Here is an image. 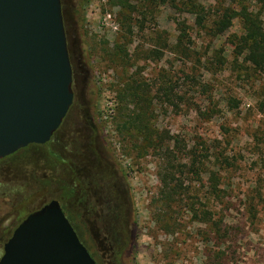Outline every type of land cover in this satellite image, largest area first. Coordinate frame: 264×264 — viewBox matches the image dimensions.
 <instances>
[{
    "label": "rangeland",
    "instance_id": "1",
    "mask_svg": "<svg viewBox=\"0 0 264 264\" xmlns=\"http://www.w3.org/2000/svg\"><path fill=\"white\" fill-rule=\"evenodd\" d=\"M60 3L71 112L59 142L0 162V231L54 199L97 264H264V66L240 53L238 17L217 25L243 2ZM244 6L264 21L259 5ZM73 129H94V146L68 143ZM73 150L105 160L120 227L89 224L67 168L47 154L67 162ZM20 168L39 175L21 177Z\"/></svg>",
    "mask_w": 264,
    "mask_h": 264
},
{
    "label": "water",
    "instance_id": "2",
    "mask_svg": "<svg viewBox=\"0 0 264 264\" xmlns=\"http://www.w3.org/2000/svg\"><path fill=\"white\" fill-rule=\"evenodd\" d=\"M60 0H0V159L44 145L73 103ZM0 264H96L57 201L29 215Z\"/></svg>",
    "mask_w": 264,
    "mask_h": 264
},
{
    "label": "flooded vegetation",
    "instance_id": "3",
    "mask_svg": "<svg viewBox=\"0 0 264 264\" xmlns=\"http://www.w3.org/2000/svg\"><path fill=\"white\" fill-rule=\"evenodd\" d=\"M71 69L73 72L72 64H71ZM71 107L69 108L66 116L62 120L59 128L52 134V137L48 143L44 145H34V144L28 145L25 148L19 149L14 154L9 155L3 159H0V162L10 159L16 156L17 154H19L20 152L27 150L29 148L44 147L54 143V141H56L57 138L61 137L62 135V129H64V123L66 122L71 112ZM68 131L70 133L65 132L66 135L63 134V136H68L69 138L68 143L70 142L72 143L73 138H75L78 139L85 148L91 149L94 146V142L96 140V133L94 129H89L87 133L85 131L84 132L75 131L74 129L72 130L73 133L70 130ZM57 142L59 141L57 140ZM47 154L48 156L53 157L56 160V162H59V164L67 168L69 173V180H70L69 188H68L69 193L72 196V198H75L76 196L74 195H77L76 202L78 203V205L79 206L83 205L85 209L84 211H88L87 213L90 218L88 222L89 224H92L97 229L100 228L110 229L113 227L117 228L118 226L120 227L123 224L122 222L123 212L121 211L119 204V200L121 198L119 197V187L117 186V183L115 182L114 178H108L104 159L101 158L99 161H97L98 158L94 151H89V153H84V152H77V150L76 151L73 150L71 152L72 155L69 157V160H67V162L53 155L50 151ZM18 160H19L18 163L20 165L22 163L24 164L26 163L24 159H18ZM20 170L21 171H18L17 175L19 176L21 175V177H26V176L33 177L36 175L35 178H37L39 175L37 172L32 170L29 171L26 168H20ZM52 201H57L63 213L65 214V209L63 205H61L60 201L54 199H51L50 201H44L41 204V206L35 210L26 209L27 212L26 216L22 220H20L18 224L16 225L14 224V226L11 227L6 226L5 228L8 229L6 230V232L0 231V253H1L0 258L3 255L4 245L12 237L15 229L29 215L39 211L40 209H42L44 206L48 205ZM65 217L67 218L66 214ZM3 221H4L3 214L0 213V226L3 223ZM12 227H14V229L11 231ZM105 239L107 240L106 237Z\"/></svg>",
    "mask_w": 264,
    "mask_h": 264
},
{
    "label": "trees",
    "instance_id": "4",
    "mask_svg": "<svg viewBox=\"0 0 264 264\" xmlns=\"http://www.w3.org/2000/svg\"><path fill=\"white\" fill-rule=\"evenodd\" d=\"M171 3H174L176 0H168ZM243 2V8L239 14L235 12L227 11L223 14L221 19L218 22V26L221 25L223 28L230 27L232 19L238 17L242 23L244 33L239 38V46H242V52L246 51V61L250 62L254 67L264 66V21L261 20L260 12L253 13L248 11L247 6H244L246 3L254 2L260 6V9H264V0H241ZM248 5V4H247ZM235 15V16H234ZM197 24L202 26L205 22V17L199 12L196 17ZM184 29H181L180 36L184 37ZM65 214L68 220L71 223V220L65 211ZM75 232H77L76 227L71 223ZM77 236H79L77 232ZM80 242L84 245L83 241L79 237ZM85 246V245H84ZM86 248V247H85ZM88 250V249H87Z\"/></svg>",
    "mask_w": 264,
    "mask_h": 264
}]
</instances>
